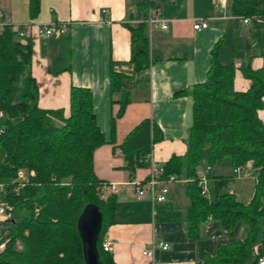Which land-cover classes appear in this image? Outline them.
Returning <instances> with one entry per match:
<instances>
[{
	"label": "trees",
	"instance_id": "16d2710c",
	"mask_svg": "<svg viewBox=\"0 0 264 264\" xmlns=\"http://www.w3.org/2000/svg\"><path fill=\"white\" fill-rule=\"evenodd\" d=\"M131 2L130 19L138 21L127 24L130 62L141 72L150 66L147 18L156 4L153 0ZM228 7L238 19L260 15L261 21L253 19L243 34L237 20L235 60L223 63L221 41L217 42L207 79L184 91L193 100L187 151L164 163L162 178L174 174L189 179L186 190L191 202L186 221L190 234L197 235L209 218L226 228L233 229L239 222L245 228L243 237L219 245L211 261L259 264L264 256V121L258 114L264 108V0H229ZM39 11L40 0H30L31 16ZM66 35L59 37L62 50L54 61L71 69ZM32 53L31 39L21 40L11 24L0 28V109L7 115L0 137V183L4 184L0 197L11 207L10 217L0 220V264H87L78 224L88 204L99 206L103 214L97 242L100 262L115 264L103 242L107 227L115 220L117 196L109 193L105 197L106 183L94 170V151L107 140L94 112L93 94L89 88L73 85L68 115L63 108H42L31 70ZM255 54L263 58L260 68L253 67ZM237 69L250 82L245 90L236 88ZM134 83L130 76L112 68V92L126 89L119 100L118 116L130 101ZM162 139V130L152 119L138 123L120 145L125 168L133 174L137 168L149 166L154 144ZM225 158H230L234 167L252 164L257 182L248 203L225 188L232 175L216 177L209 197L201 193L199 168ZM23 168H34L36 174L28 176L30 180L18 192L12 181Z\"/></svg>",
	"mask_w": 264,
	"mask_h": 264
},
{
	"label": "crops",
	"instance_id": "0c3cea01",
	"mask_svg": "<svg viewBox=\"0 0 264 264\" xmlns=\"http://www.w3.org/2000/svg\"><path fill=\"white\" fill-rule=\"evenodd\" d=\"M153 1L154 11L167 20L168 27H149L151 61L141 72L130 62L131 31L127 24L134 23L130 19L134 9L131 0H40V11L35 17L30 13V0H0V13L16 31L25 25L27 39L32 41L31 70L42 108H63L68 115L73 85L89 88L93 94L94 112L107 140L94 151V170L106 183L103 192L117 196L115 220L107 227L103 242L109 245L115 264H216L210 258L216 255L219 245L245 235L241 222L230 229L209 218L200 225L197 235L190 234L186 221L191 202L185 189L187 182L161 181L158 188L168 190L166 201L161 203H154L147 189L139 196L135 183L149 179L150 165L131 174L125 168L120 145L138 123L150 118L163 133V139L154 144L152 161L164 165L173 155H184L193 120L192 96L184 91L207 79L217 42L221 41V61L235 60L236 22L243 34L250 24L230 14L229 0ZM228 18H233V28ZM196 19L205 20L208 26L194 29ZM51 21L66 24L71 69H63L64 64L54 61L61 53L62 39L38 34V25ZM229 39L232 59H227L224 49ZM252 63L254 68H260L263 58L255 54ZM112 68L135 81L122 116H118L119 100L126 89L112 92ZM249 83L242 72L236 73L238 90H245ZM258 114L264 121V108ZM234 168L224 174L211 165L209 188L214 186L216 177L232 175L225 188L248 203L255 191L254 172L250 166V171L245 172H234ZM161 241L168 243L169 248L152 249L153 243ZM145 250L149 252L144 254Z\"/></svg>",
	"mask_w": 264,
	"mask_h": 264
},
{
	"label": "built area",
	"instance_id": "2783aa9c",
	"mask_svg": "<svg viewBox=\"0 0 264 264\" xmlns=\"http://www.w3.org/2000/svg\"><path fill=\"white\" fill-rule=\"evenodd\" d=\"M105 13H108V9H104ZM240 19L246 23L249 24L253 19H257L261 21L260 15H254L250 17H240ZM138 20H134L133 22H137ZM147 23L149 27L151 26H160L162 28H167V20L162 18L156 11H153L150 13L149 17L147 18ZM5 24H8L4 21L2 14L0 13V28H2ZM208 26V23L203 19H196L194 20L193 27L196 30H201L203 28H206ZM25 25L23 27H20L16 32L18 37L21 40H27V34L25 31ZM67 32L66 24L59 23L57 21H51V22H44L40 23L38 25V34L39 36L44 37H51V36H57L60 37L64 33ZM7 118L6 112L2 109H0V137L4 132L3 129V121ZM150 168H151V174L149 176V179L145 182H136L135 187L136 191L139 196H143L145 194L146 189L150 191L152 201L154 203H161L166 201L167 199V188H158V185L161 181H167V182H173V181H181V182H188L189 179L187 178H179L176 175L172 174L167 179L162 178L163 172H164V166L159 163H155L152 161V155L150 157ZM211 169L210 165H206L205 168L200 167L198 170V184L201 188V193L205 196H210V188H209V170ZM243 169L242 165H239L234 168V172H240ZM17 181L15 183L16 190H19L21 187L25 186L26 183L30 180L28 177L27 172L24 169H20L17 174ZM253 180L256 183L257 182V176L253 175ZM113 190H115V187H112ZM4 190V184L0 183V193ZM10 206L3 201H1L0 197V220H6L10 217ZM156 246L161 247L162 249L166 250L169 248V244L166 242H157L153 243L152 249H154ZM104 249L109 250L110 247L108 244L104 243ZM255 252L258 253V246L256 245L254 248ZM149 250H145L144 254H147ZM259 264H264V256L259 258Z\"/></svg>",
	"mask_w": 264,
	"mask_h": 264
},
{
	"label": "water",
	"instance_id": "95a60500",
	"mask_svg": "<svg viewBox=\"0 0 264 264\" xmlns=\"http://www.w3.org/2000/svg\"><path fill=\"white\" fill-rule=\"evenodd\" d=\"M103 224V214L99 206L88 204L79 217L78 228L83 242L87 264H102L99 259L98 238Z\"/></svg>",
	"mask_w": 264,
	"mask_h": 264
},
{
	"label": "rangeland",
	"instance_id": "374dc122",
	"mask_svg": "<svg viewBox=\"0 0 264 264\" xmlns=\"http://www.w3.org/2000/svg\"><path fill=\"white\" fill-rule=\"evenodd\" d=\"M220 3H221V5L223 4V2L222 1H220ZM200 9H201V7H200ZM229 19V22H230V24H231V28H233V22H234V20H233V18H228ZM207 20L211 23V19L210 18H207ZM231 32V31H230ZM224 49H225V52L228 54V57H227V59H229V58H231V57H233L232 55H233V50H232V42H231V40L229 39V41L227 42V43H225V47H224ZM232 59V58H231ZM231 62V61H230ZM230 62H228V63H230ZM239 72H241L240 71V69H237V71H236V73H239ZM239 81V80H238ZM237 84H238V82H237ZM230 159H223V160H221V161H218V162H216L215 164H214V168H215V170L216 169H218V171H220V173L222 172V173H224V174H226V173H230L231 172V169L233 168V166H232V162H231V164L229 163L230 161H229ZM249 164H245V167L243 166V169H242V172H245V171H250V168H249V166L252 168L253 166H252V164L250 163V165L248 166ZM26 172H27V174H28V176L30 177L31 175H34V174H36V170L33 168V169H31V170H29V169H27V168H23ZM254 169L252 168L251 169V171H253ZM16 181H17V179L15 178V179H13V184H15L16 183ZM254 184H255V182H254ZM182 188H184V185L185 184H183V183H181V184H179ZM187 188V185H185V189ZM18 192H19V190H17ZM16 191V192H17ZM104 193V192H103ZM109 193H104V195H105V197L108 195ZM241 198H243V197H241Z\"/></svg>",
	"mask_w": 264,
	"mask_h": 264
}]
</instances>
